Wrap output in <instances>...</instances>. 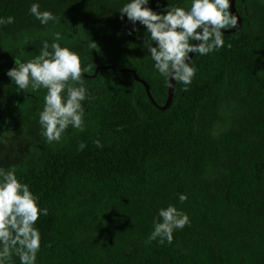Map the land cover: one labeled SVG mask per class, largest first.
Returning a JSON list of instances; mask_svg holds the SVG:
<instances>
[{"label": "trees", "instance_id": "16d2710c", "mask_svg": "<svg viewBox=\"0 0 264 264\" xmlns=\"http://www.w3.org/2000/svg\"><path fill=\"white\" fill-rule=\"evenodd\" d=\"M127 2L0 0V18H15L0 25V58L18 52L27 62L32 58L24 51L37 52L59 32L56 42L93 65L85 74L98 66L134 69L164 106L169 87L144 48L146 28L137 23L139 31L128 35L134 26L120 19ZM32 3L59 22L42 25L30 14ZM190 3L150 0L149 6L163 12ZM236 8L243 26L224 35L231 49L195 54L197 74L188 91L176 83L168 109L157 107L132 73L101 69L84 77L94 97L83 105L85 131L69 127L52 144L40 135L24 160L10 166L48 209L36 225L42 236L36 264H264V0H236ZM92 40L95 49L88 47ZM4 73L0 67V109L16 103L6 98L13 85ZM179 194L188 196L185 203ZM168 205L187 213L191 224L174 231L171 244L146 243Z\"/></svg>", "mask_w": 264, "mask_h": 264}, {"label": "clouds", "instance_id": "9594fccd", "mask_svg": "<svg viewBox=\"0 0 264 264\" xmlns=\"http://www.w3.org/2000/svg\"><path fill=\"white\" fill-rule=\"evenodd\" d=\"M149 4L150 0H129L119 11L120 19L123 21L126 16L134 26L128 35L139 31L137 23L146 28L144 48L150 53L154 69L166 86L174 87L175 81L188 91L198 71L191 65L189 54L206 56L225 46L232 47L231 43L226 45L223 31L238 28L239 18L230 10L231 0H191L187 7L169 5L163 12L154 11ZM40 9L39 3H32L29 11L42 25L59 22L54 13ZM14 22L12 16L0 18V25ZM61 39V33L56 32L52 43L42 41L39 54L27 62L15 56V67L7 72L19 92L46 90L39 125L49 144L60 142L69 127L85 131L83 105L94 99L84 85V74L91 72L93 65L84 66L77 51L56 42ZM88 47L95 49L97 43L92 40ZM10 134L0 135V141ZM93 143L103 148L99 139ZM85 147V143H80L78 150ZM187 199V195L179 194L181 204ZM42 215H48V209L40 207L39 197L17 177L15 167H0V264H10L14 255L20 264H36L42 245L36 225ZM190 224L189 215L175 205L161 208L146 243L158 240L161 245L171 244L174 231Z\"/></svg>", "mask_w": 264, "mask_h": 264}, {"label": "rangeland", "instance_id": "374dc122", "mask_svg": "<svg viewBox=\"0 0 264 264\" xmlns=\"http://www.w3.org/2000/svg\"><path fill=\"white\" fill-rule=\"evenodd\" d=\"M38 51L26 50L22 57L27 56L31 59L32 56L38 54ZM13 55L20 58L18 52L13 53ZM1 59L4 60V63L7 60L8 64L5 63L4 65H0V67H14L15 60L12 61V57L6 58V60L1 57L0 61ZM3 78L10 79L7 75H4ZM5 95L11 101L21 99V97L18 99L13 86L5 89ZM44 95L41 94V97L44 98ZM25 101L24 104L21 103L19 110L14 109V106H7L0 109V125L5 128V131L0 135L11 132L10 135L4 136L3 141H0V167H10L21 163L28 154V148L32 142L41 135L39 113L43 109L44 100L41 99L39 102ZM89 157L90 154L88 151H82L80 154L82 160H86Z\"/></svg>", "mask_w": 264, "mask_h": 264}, {"label": "water", "instance_id": "95a60500", "mask_svg": "<svg viewBox=\"0 0 264 264\" xmlns=\"http://www.w3.org/2000/svg\"><path fill=\"white\" fill-rule=\"evenodd\" d=\"M231 11L233 12V14L237 15L238 16V28L237 29H228V30H223L225 32V34H234V33H237L243 26V19L241 17V15L239 14L237 8H236V0H231ZM194 43H199V42H194ZM190 57L193 59L194 56H195V53H190L189 54ZM101 69H112V70H115L117 72H121V73H132L134 75V78L136 81L142 83L144 85V87L146 88V91H147V94L149 96V98L151 99V101L157 106L159 107L161 110H166L170 107V105L172 104L173 102V98H174V93H175V81H173V84H174V87H169V97H168V100H167V103L166 105L164 106H160L159 104H157V102L155 101L153 95H152V92H151V86L149 85V83L141 78L139 76V74L137 73L136 70L134 69H131V68H119V67H116L114 65H109V66H98L96 68V71H95V74L94 75H88V74H84V77H95L97 74H98V71L101 70Z\"/></svg>", "mask_w": 264, "mask_h": 264}, {"label": "flooded vegetation", "instance_id": "af4514ba", "mask_svg": "<svg viewBox=\"0 0 264 264\" xmlns=\"http://www.w3.org/2000/svg\"><path fill=\"white\" fill-rule=\"evenodd\" d=\"M10 57H12V61L15 60V56L13 55V53L11 54ZM34 57H35V56H32V59H33ZM3 58H5V60H6V57H3ZM5 63L8 64V61L6 60ZM5 63H4V60L1 59L0 64H1V65H4ZM14 67H15V65H14ZM10 69H11V68L4 67L5 73L2 75V78H3L4 75H7V72H8V70H10ZM3 79H4V78H3ZM5 80L8 81L9 83H12V85H13L15 88H17V86L13 83V81H12L11 79H9V80L5 79ZM30 93H31V92H30L29 90H28L27 93H25V92H19V91H18V94L20 95L21 99L16 101V104L14 105V107H15L16 105H19V104L22 102V100L25 101V98H27V96L30 97L31 95H34V96H35V98H36L35 101H36V102L41 101V99L44 100V98H42L39 94H46V90L41 89V90H39V91H35V93L38 94V96H37L36 94H32V93L30 94ZM26 95H27V96H26ZM40 106H41V105H40ZM6 107H7V106H6ZM33 142H34V141H33ZM33 142H32V143H33ZM31 145H32V144H31ZM31 145H30V146H31ZM29 148H30V147H29ZM29 148H28V150H29Z\"/></svg>", "mask_w": 264, "mask_h": 264}]
</instances>
